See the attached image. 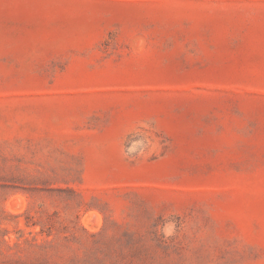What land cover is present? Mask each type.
Masks as SVG:
<instances>
[{
    "label": "rangeland",
    "instance_id": "obj_1",
    "mask_svg": "<svg viewBox=\"0 0 264 264\" xmlns=\"http://www.w3.org/2000/svg\"><path fill=\"white\" fill-rule=\"evenodd\" d=\"M0 264H264V0H0Z\"/></svg>",
    "mask_w": 264,
    "mask_h": 264
},
{
    "label": "bare ground",
    "instance_id": "obj_2",
    "mask_svg": "<svg viewBox=\"0 0 264 264\" xmlns=\"http://www.w3.org/2000/svg\"><path fill=\"white\" fill-rule=\"evenodd\" d=\"M11 202L13 203V201L11 200Z\"/></svg>",
    "mask_w": 264,
    "mask_h": 264
}]
</instances>
